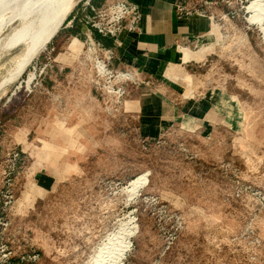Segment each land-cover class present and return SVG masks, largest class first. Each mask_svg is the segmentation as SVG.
<instances>
[{"label": "rangeland", "instance_id": "rangeland-1", "mask_svg": "<svg viewBox=\"0 0 264 264\" xmlns=\"http://www.w3.org/2000/svg\"><path fill=\"white\" fill-rule=\"evenodd\" d=\"M86 2L75 5L60 30ZM259 30L257 25L249 35L227 34L225 46L211 50L204 69L177 66L167 75L172 81L164 80L178 88L171 96L178 119L155 139L143 136L138 118H128L125 110L114 120L116 128L90 132L60 128L53 121L59 108L51 106L46 113L34 112L41 130L29 136L25 151L24 120L12 118L9 98L43 63L37 58L48 45L19 77L11 78L23 47L1 59L0 264H86L124 233L129 248L120 264H264ZM144 82L141 87L150 84ZM46 85L39 80L32 94ZM162 94L170 98L169 92ZM94 131L96 142L89 144ZM16 153L20 158L14 163ZM138 177L144 185L130 196L125 189Z\"/></svg>", "mask_w": 264, "mask_h": 264}, {"label": "crops", "instance_id": "crops-1", "mask_svg": "<svg viewBox=\"0 0 264 264\" xmlns=\"http://www.w3.org/2000/svg\"><path fill=\"white\" fill-rule=\"evenodd\" d=\"M91 1L96 6L104 2V0ZM131 1L137 3L142 10L144 16L142 31L138 34H123L118 46L113 40L99 35H96V39L106 47H116L118 56L114 61L115 67L131 68L145 80L150 81L145 87L133 85L129 87L130 96L126 102L125 112L128 118H138L139 129L143 136L148 135L155 139L160 137L167 126L178 119V107L171 101L173 90L178 88L169 82L172 80L167 79V75L175 74L177 66L188 65L195 68L202 65L204 69L212 58L211 50L225 46V38L223 39L222 34L241 37L243 34L249 35L250 32L247 31L246 22L241 19L225 22L226 29L222 32L214 29L207 19L183 18L176 9L181 0ZM215 12L220 15L222 10L217 9ZM83 15V8H77L68 20V22L73 21V24L69 25L67 22L37 58L44 63L49 51L52 48L56 50L53 69L45 78L46 87L39 93L25 95V99L17 96L10 104L11 113H15L11 117L15 118L17 123L19 119L24 120L20 130H24L22 133H25V138L21 141L25 151L26 145L30 144L29 136L36 130H41L35 124L34 118V112L38 108L46 113L51 106L54 108L57 106L59 113L54 115L53 121H57L60 128H84L92 132L91 130H108L110 127L111 129L117 127L119 121L107 119L102 112L101 103L86 81L73 78V60L79 49L78 46L77 48L73 46V39L80 34L79 32L82 31L83 34L82 26L80 31L77 27L80 24L79 18ZM247 43L249 46L252 44L251 41ZM244 45L246 46V42ZM184 50L188 51L187 56ZM166 91L169 92L170 98L163 96L162 92L165 94ZM222 99H226L225 94ZM24 111L26 114L22 118ZM12 121L14 122L13 119L10 120ZM36 133L40 132L36 131ZM93 133V137L88 141L89 144L96 142L97 133L96 131Z\"/></svg>", "mask_w": 264, "mask_h": 264}, {"label": "built area", "instance_id": "built-area-1", "mask_svg": "<svg viewBox=\"0 0 264 264\" xmlns=\"http://www.w3.org/2000/svg\"><path fill=\"white\" fill-rule=\"evenodd\" d=\"M256 0H181L176 6L177 11L183 18L207 19L214 29L224 31L225 22L241 19L247 24V31L253 32L260 26V40L264 45V27L251 21L249 7ZM83 9L84 15L79 18L86 36L85 42L78 37L73 42H79L78 52L75 53L73 78L85 80L92 85L96 92L102 97L101 107L109 121L119 118L125 110L127 99L130 96L131 85L140 86L144 82L143 77L131 68H117L114 61L117 58L116 47H106L96 39V35L111 39L118 46L123 34H138L142 31L143 13L140 6L131 0H104L96 6L91 0H87ZM221 9L218 15L215 10ZM69 25L73 21L68 22ZM85 32L89 36L85 35ZM227 38V34H222ZM52 48L46 61L30 74L27 80L20 82L14 92L11 93L9 103L18 92L24 90L27 96L34 92L39 80H45L48 72L53 69L55 53ZM33 75V76H32ZM20 154L13 156L14 163L18 161ZM11 199V196H9ZM10 203L6 202V205Z\"/></svg>", "mask_w": 264, "mask_h": 264}, {"label": "bare ground", "instance_id": "bare-ground-1", "mask_svg": "<svg viewBox=\"0 0 264 264\" xmlns=\"http://www.w3.org/2000/svg\"><path fill=\"white\" fill-rule=\"evenodd\" d=\"M80 1L82 0H0V60L12 56L13 51L23 47L16 56L17 68L11 78L19 77L32 59L51 43ZM249 12L252 22L262 24L264 0L254 1ZM84 33L89 36L87 32ZM185 54L187 56L188 52L185 51ZM143 185V177H138L130 181L125 190L132 196ZM124 237L125 233L111 246L109 243L103 244L86 264H120L129 248Z\"/></svg>", "mask_w": 264, "mask_h": 264}, {"label": "water", "instance_id": "water-1", "mask_svg": "<svg viewBox=\"0 0 264 264\" xmlns=\"http://www.w3.org/2000/svg\"><path fill=\"white\" fill-rule=\"evenodd\" d=\"M85 31V30H84Z\"/></svg>", "mask_w": 264, "mask_h": 264}]
</instances>
